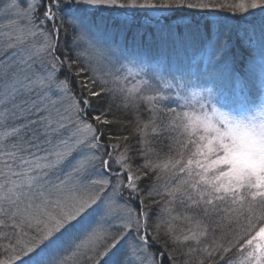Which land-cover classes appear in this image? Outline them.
Listing matches in <instances>:
<instances>
[{
    "label": "snow or ice",
    "instance_id": "snow-or-ice-1",
    "mask_svg": "<svg viewBox=\"0 0 264 264\" xmlns=\"http://www.w3.org/2000/svg\"><path fill=\"white\" fill-rule=\"evenodd\" d=\"M0 4V19L8 20L3 27L10 29L0 33V227L11 228V234L0 232V237L10 241L11 252L18 253L0 259V264H162L169 243L175 251L192 242L195 246L183 255L199 251L205 255L198 264H225L231 244L200 245L225 218L231 222L245 216V234L250 238L240 247L251 251L242 264H264V53L260 90L240 73L236 78L244 84L239 104L221 110L203 97L194 103L181 96V90L191 84L184 73L177 75L166 60L153 65L151 58L130 50L127 43L109 39L96 16L108 12L136 17L152 11L167 19L184 9H227L233 16H245L256 11L264 14V0H0ZM62 31L67 51L60 47ZM38 37H42L39 43ZM204 37L209 52L214 53L209 56L213 67L226 63L228 36L222 38L219 29L213 33L208 21ZM131 39L137 43L136 36ZM101 67L109 70L101 74ZM137 76L147 79L126 87L129 78ZM74 83L78 92L73 91ZM165 89L175 90L176 99L185 101L180 107L194 109L183 113L189 137L201 129L203 134L199 143L192 139L184 143L185 150L191 144L196 147L186 163L181 151L180 159H169L161 166L149 160L152 150L145 149L151 143L149 127L154 135H163L155 113L175 111L161 107L163 101L175 103L164 94ZM146 91L155 94L145 95ZM197 95L201 93H192ZM118 99L125 109L137 112L134 131L140 136L138 155L145 163L135 173L127 162V144L113 164L112 153L107 152L112 146L101 143L103 133L97 135L96 125L112 123L102 117ZM93 101L107 103L108 108L89 119ZM142 103L153 113L143 127L138 112ZM114 166L120 171H110ZM160 167L176 170L173 176L187 173V179L168 192L173 199L180 194L186 214L167 221L163 236L160 230L166 221L158 218L156 234L150 237L151 213L145 197L138 201L135 219L127 200L141 196L138 182ZM101 174L107 178H92ZM125 174L126 183L121 179ZM125 191L129 195L121 202ZM146 198L159 203L151 185ZM229 200L232 207L222 209L220 205ZM177 219L189 227L178 233L171 222ZM113 227L123 231L116 235ZM133 228L136 235L129 239ZM161 239L164 251L158 261L157 254L148 249ZM168 255L175 260L172 252Z\"/></svg>",
    "mask_w": 264,
    "mask_h": 264
},
{
    "label": "rangeland",
    "instance_id": "rangeland-1",
    "mask_svg": "<svg viewBox=\"0 0 264 264\" xmlns=\"http://www.w3.org/2000/svg\"><path fill=\"white\" fill-rule=\"evenodd\" d=\"M217 3L220 2H231V0H216ZM3 7V4H0V8ZM220 12V11H219ZM222 12V11H221ZM104 12H99L97 14H101ZM227 15L229 17L228 20L230 21H224L225 17H220L216 15L217 13H203V12H197L196 9H184L181 12L173 15L168 16L167 13H164L163 15L168 16L167 19H163L160 12H148L147 15H141L132 17L130 15L125 14H116L118 18L122 19H132L134 22H138V24L142 25L143 23L146 24H155L158 25L157 28L163 29L166 28L170 30L169 33H167V37H165L164 43L166 44L165 47L162 48L163 53L162 54H154L151 52L150 49L143 50L144 46L139 45L130 49L132 51L139 52L142 56L151 58V63L155 65L157 61H159L161 64L165 63L168 68H170L173 72H176L177 75L180 73L185 74V80H190L191 84L188 85L185 89L181 90V96L186 97L189 100H193L195 103L196 101H201L202 97L204 99H207L210 101V103L215 104L218 108L221 110H227L228 107L235 108L239 104L240 100V87L243 86L244 80H235L236 77L243 73L245 76L248 77V79L255 85L256 89L260 90V85L262 82V70H261V60H262V53H264V30H257L255 29L253 32H251L248 35L242 34L243 28L241 27H250L253 26V24H258L257 28L264 26L262 25L264 23V14H261L259 11H256L254 15H245V16H237L239 19V22L243 19V23L240 25H235L236 21L234 22L236 16H233L231 14V11L228 10ZM3 13H0V16H2ZM101 16H98L100 18ZM14 19V17H13ZM206 21H212V22H222L225 26H228L230 28L229 31H220L223 35L228 36V50L226 52V63H222L220 65H216L213 67L212 61H210L209 56L214 55V53H210L207 46L206 41L204 37L205 29L202 27L194 28L196 25H200L203 22ZM8 22L7 18L0 19V33L10 31V29L4 28L3 26L6 25ZM196 22V23H195ZM102 23H100L101 30L107 35L106 30H103V27L101 26ZM234 27L237 29L235 31L232 30ZM51 27V25H49ZM178 28V29H177ZM217 29L213 28V33H215ZM140 30H136L134 33V36L138 37V33ZM233 32V33H232ZM244 38V44H247L252 49V54L249 56H244L243 52L239 49L234 50V52H230V46L231 42L234 40V37ZM108 36V35H107ZM63 34L61 36V44L60 47L63 51H67L66 43L63 40ZM109 39L112 40L111 36H108ZM122 35L120 32L116 34V41L122 44ZM138 40V38H137ZM42 37L37 38V42H41ZM171 46V47H170ZM142 47V48H141ZM80 51H83V48L79 49ZM158 50V48H157ZM238 58V61L236 60ZM237 68V69H235ZM108 67H101L100 73L103 74V72L108 71ZM120 75H123V73H120ZM63 78V75H61ZM147 79V77H139L137 76L135 79L129 78V82L126 85V87H130L136 83L139 79ZM175 84V82H172ZM210 91H202V90H209ZM193 92H200L201 95H197L195 97L192 96ZM145 95H154L155 93L152 91H146L144 93ZM164 94L171 97L172 100H175V103H172L171 100L163 101L161 103V107L166 106L167 108L175 109L173 112H167V111H157L155 113V120L160 117H164V121L166 126L163 125V128L165 131H163L164 135H170L179 138L181 140V145H179V155L180 152L183 151V162L186 163L187 159L191 156L193 152L196 151V147L194 144L189 145V147L185 150L184 149V143L186 141H189L190 139L196 140L197 143H199V135L203 134V130H198V132L191 137H189L188 133L184 131L183 124L187 123L186 120L183 118V113L185 111L192 112L194 111L193 108L188 107H180L179 105H183L185 103L184 100L176 99L175 96V90L169 91L167 89L164 90ZM119 104L122 105V103L119 100ZM143 106L145 109H148V105L146 103H143ZM129 111V109H126ZM153 113L151 112V115ZM150 115V117H151ZM149 116V115H148ZM94 124L95 122L92 121ZM144 124V123H143ZM143 127V125L141 126ZM100 133L97 131V135ZM102 144L111 145L112 147L107 148V152L112 153V163L114 164L115 159L119 157L122 152L118 150L116 145L105 143L101 141ZM181 156V155H180ZM104 158H107L106 152L104 153ZM156 159H151V161H154ZM158 160V159H157ZM165 162H163L164 164ZM162 164V165H163ZM99 167V166H98ZM162 168V167H161ZM116 169V171L114 170ZM163 169V168H162ZM67 171V169H65ZM112 172L120 171L119 167H112L110 169ZM92 178H107L104 174H101L99 176H94ZM121 179L124 180V182H127V175L125 174ZM187 179V173L184 174H177L175 176H172V178L164 177L161 182L157 183L153 187V196L156 197L159 193V195H165L167 196L164 207H160L161 210L158 211L159 215L156 218L155 222L152 223V229L155 230V225L158 222V218L166 221V223L162 226L161 232L164 234L165 229L168 227L167 221H170L172 217L177 216H184L186 213L184 211V208L181 206H175L177 205L176 202L181 200V196L179 193L176 194V198L173 199L171 196L168 195V192L177 187L179 182L181 180ZM113 183H116V179L113 178ZM98 190V189H97ZM157 194V195H156ZM129 195L128 191H125L122 197L121 202L127 199ZM134 201H139L136 197L133 200H127V203L130 205V207L134 210L133 213V219H135V213H138L140 211V204H139V210L136 209L134 205ZM175 203V205L173 204ZM222 209L232 207L230 200L222 203L220 205ZM164 209H168V211H163ZM152 210V209H151ZM222 215L227 216V213H222ZM230 222L229 228V236L230 239H232L231 243L233 246L239 247L241 249V244H244L245 241L250 238L249 235H246V216L242 217L238 221L233 218ZM174 227L176 228L177 232L179 233L181 229H186L189 227L188 223L177 219L174 221H171ZM111 223L118 225L119 221H112ZM141 223H143V218H141ZM123 231L122 228L119 227H113L111 228V232L118 235L119 232ZM152 230L148 229V233L150 236H152ZM228 234V233H227ZM255 233H251V235H254ZM135 228L132 229L131 236L129 239H131L132 236H135ZM226 235V234H225ZM224 235V236H225ZM228 236V235H227ZM212 238V232L208 233L207 238L203 239V243L200 245L201 248L204 247L205 244L209 245L210 247L213 245V241L210 243ZM111 241H109L110 243ZM220 241H215L217 244H221ZM191 245H194V242L190 243ZM189 244V245H190ZM102 250V249H101ZM245 252V255H247L248 251H251L250 248H247L245 246V249H243ZM149 253H156L157 260H161L160 253L155 250V248L148 249ZM244 261V260H243ZM70 264H74V262L70 261ZM88 264H92V262H88Z\"/></svg>",
    "mask_w": 264,
    "mask_h": 264
},
{
    "label": "trees",
    "instance_id": "trees-1",
    "mask_svg": "<svg viewBox=\"0 0 264 264\" xmlns=\"http://www.w3.org/2000/svg\"><path fill=\"white\" fill-rule=\"evenodd\" d=\"M198 13L203 12V13H217L216 15L220 17H225L224 21H230L228 20L229 17L227 15V9L222 10V12H208V11H201V10H196ZM96 16H101L99 18V22L102 23L103 30H106V33L108 36H111L112 40L116 41V34L118 32L121 33L123 39H122V44L127 43L128 47L130 49L134 48L137 44V46L142 45L144 46V51L147 49H150L152 53L154 54H162L163 50L162 48L166 46L164 43L165 37H167V33L170 32V30L163 28L159 29L157 28L158 25L155 24H146L143 23L142 25L138 24V22H134L132 19L126 20L122 18H118L116 14L114 13H108L104 12L101 14H96ZM173 16V15H171ZM223 21V23H224ZM236 21L235 25H241L243 23V19L239 22V19L235 18L234 22ZM208 22V21H206ZM206 22L201 23L200 25H196L194 27L195 29L198 27H202L205 29ZM212 22V21H211ZM196 23V22H195ZM222 22H212V28L219 29L220 31H229L230 28L228 26H225ZM264 25V23L262 24ZM258 24H253V26L250 27H241L243 28L242 34L248 35L251 32H253L255 29L257 30H264V26H261L257 28ZM236 27V26H235ZM233 25L232 30L235 31L237 30ZM140 30L138 33V40L137 43L134 44L131 37L134 36V33L136 30ZM178 29V28H177ZM233 33V32H232ZM63 31L60 34V37L62 36ZM125 34H127V40L125 41ZM243 36V37H244ZM234 37V35H233ZM238 38L237 36L234 37V40L231 42V48L230 52H234V50H241L243 52L244 56H251L252 54V49L250 46L247 44H244V38ZM64 40V38H63ZM119 43V42H117ZM171 47V46H170ZM142 48V47H141ZM158 48V50H157ZM238 61V58H236ZM237 69V68H235ZM63 75V74H61ZM62 78V77H61ZM237 80V78L235 79ZM238 81V80H237ZM111 86V85H109ZM73 91L78 92L79 86L76 85L75 83L72 85ZM119 105V106H118ZM108 108V104H96L95 101H93V107L89 109L88 116L89 119L96 114H99L101 112H104L105 109ZM139 112V122L140 126L143 125V123L147 122L150 118H152L153 114L151 115V112H149L147 109L144 108L143 103L140 105V108L138 110ZM149 115V116H148ZM151 115V117H150ZM102 119H107L109 121H112V123L109 124H100L96 125L97 131L99 133H103V138L102 141L105 143H110L113 145H116L118 150L121 151L122 153L125 152V145L129 147V151L127 152L128 156V163L131 164L133 172H136V169H139L140 166L145 163V160L140 158L138 155L139 152V141H140V136L135 133V128L137 125V112L129 109L127 111L121 104H119V99L114 102L111 105V110L108 112L106 116H103ZM164 117H158L156 119V126L158 131H165L163 128V125L166 126L165 121L163 120ZM23 121H21L22 123ZM95 122V121H94ZM12 126V125H10ZM148 136L147 139L151 141V143L148 145V148L145 149V151H148V149H151L152 151L149 154V160L151 159H156L154 161H151L152 163L159 164L162 166L163 162H167L169 159H171L173 162L176 159H180L181 156L178 154L179 153V145H181V140L179 138H175L170 135H154L152 133L151 127H149L147 130ZM112 137V139H109V137ZM129 137L127 141L123 139V137ZM11 142V141H9ZM181 153V152H180ZM158 159V160H157ZM116 171V169H114ZM176 170H168L165 171L161 167L157 168L153 171V174L149 176L147 179H143L139 181V188L141 189V196H136L138 200H140L143 197H145L144 203L147 208V210L151 213L149 218H148V229L152 230V236L156 234V231H153L152 223L155 222L156 218L158 217L159 213L158 211L161 210L160 207H164V202L167 198L165 195H157L154 197L155 201H158V204H153L152 201L148 200L146 198L149 186L156 187L155 185L159 182L164 177L167 178H172V172ZM138 174V173H137ZM159 177V178H157ZM173 203L176 207L181 206L180 200L178 202ZM134 205L137 210H139V203L137 201H134ZM183 208V207H182ZM152 209V210H151ZM214 219H219L218 217H215ZM232 222V221H231ZM230 221L225 218L224 220L221 221V226L216 229L215 232H212V238L211 241H222L221 244L224 247H229V244L231 243L232 239H230L229 236V228ZM27 231V229H25ZM0 232H5L8 234H11V228H3L0 227ZM228 233V234H227ZM161 236L164 234L160 230ZM226 234V235H225ZM225 235V236H224ZM228 235V236H227ZM150 236V235H149ZM151 237V236H150ZM15 242V236H13L12 243ZM10 243L9 240L4 239L3 237H0V259L7 258L9 255H16L18 253H13L11 252L10 249L7 248V245ZM190 244V243H189ZM185 244L184 246H177L175 251H172V245L171 243L168 244V251H164V240L161 239L158 243H154L153 246L150 249L157 250V252L161 253L164 251V256L162 258V264H184L185 260H188L190 264H198V261L204 257V253L202 252H196L194 254H191L189 256H185L182 253L187 252L188 247H194V245H189ZM168 252H172V255L175 257V260L169 259ZM245 252L242 249H239V247H236L235 245L233 246L231 244V250L226 254V261L225 264H242L244 257H245ZM215 259H219V257H216ZM207 264V262H206Z\"/></svg>",
    "mask_w": 264,
    "mask_h": 264
}]
</instances>
